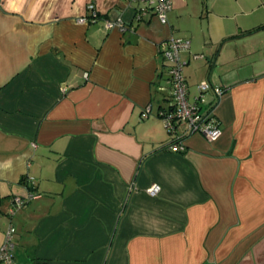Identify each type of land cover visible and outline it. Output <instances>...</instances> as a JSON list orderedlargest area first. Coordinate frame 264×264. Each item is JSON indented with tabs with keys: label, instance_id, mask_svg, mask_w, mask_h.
I'll use <instances>...</instances> for the list:
<instances>
[{
	"label": "crops",
	"instance_id": "obj_1",
	"mask_svg": "<svg viewBox=\"0 0 264 264\" xmlns=\"http://www.w3.org/2000/svg\"><path fill=\"white\" fill-rule=\"evenodd\" d=\"M172 2L161 22L136 19L140 0H0V246L12 225L15 264H264V0ZM89 3L96 21L78 22ZM171 36L189 40L190 101L203 80L224 88L206 99L221 135L185 132L178 152L159 114Z\"/></svg>",
	"mask_w": 264,
	"mask_h": 264
},
{
	"label": "built area",
	"instance_id": "obj_2",
	"mask_svg": "<svg viewBox=\"0 0 264 264\" xmlns=\"http://www.w3.org/2000/svg\"><path fill=\"white\" fill-rule=\"evenodd\" d=\"M142 3L136 10V19L140 20L142 15L147 11H153L161 22H166L167 13L172 8V0H140ZM90 10L89 16L79 17L78 22L96 21L98 15L92 3L88 4ZM125 30L126 25L121 19H105L103 28ZM189 47V40L177 37H169L160 43V53L166 62V71L168 82L170 84V99L166 108L162 109L159 114L163 121L164 127L170 134H176L175 140L171 141L168 148L171 151L178 152L185 149L182 136L187 133H200L207 140L214 141L222 133L218 120L213 113V104H208L206 99L212 94L214 100H218L223 94L224 88L212 84L209 80H203L197 84L198 96L196 100L188 99V84L182 73L183 62L180 58V51ZM179 126L184 127L182 134H177ZM178 135V136H177ZM158 184H152L147 188L151 194L159 191ZM31 197V195H30ZM29 198L16 196L13 198L9 214H14L19 208L26 205ZM15 229L10 225L5 233V239L0 246V263L15 264L13 233Z\"/></svg>",
	"mask_w": 264,
	"mask_h": 264
},
{
	"label": "trees",
	"instance_id": "obj_3",
	"mask_svg": "<svg viewBox=\"0 0 264 264\" xmlns=\"http://www.w3.org/2000/svg\"><path fill=\"white\" fill-rule=\"evenodd\" d=\"M263 26H264V23L261 24V25H258L257 27H255L254 30H255V29H258V28H261V27H263ZM252 30H253V29H251V30H249V31L251 32ZM27 185H28V184H27ZM28 186H29V188H30V185H28Z\"/></svg>",
	"mask_w": 264,
	"mask_h": 264
}]
</instances>
